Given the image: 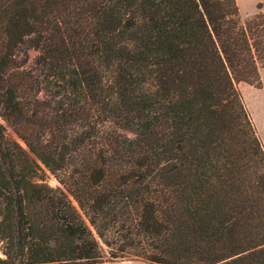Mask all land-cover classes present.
I'll use <instances>...</instances> for the list:
<instances>
[{
  "label": "trees",
  "instance_id": "16d2710c",
  "mask_svg": "<svg viewBox=\"0 0 264 264\" xmlns=\"http://www.w3.org/2000/svg\"><path fill=\"white\" fill-rule=\"evenodd\" d=\"M263 67L236 0H0V264H264Z\"/></svg>",
  "mask_w": 264,
  "mask_h": 264
},
{
  "label": "rangeland",
  "instance_id": "374dc122",
  "mask_svg": "<svg viewBox=\"0 0 264 264\" xmlns=\"http://www.w3.org/2000/svg\"><path fill=\"white\" fill-rule=\"evenodd\" d=\"M240 9V13L243 19L252 16L259 11L264 12V3H260L259 0H236ZM39 52L35 50L29 51V60L26 64L27 69L35 68V60L38 57ZM262 84L261 86L250 85L247 83H240L238 88L243 97L244 104L258 130V134L261 137L260 131L258 129V122L261 119L259 115H262V108H260V103L264 101V67L260 70ZM0 124H2L6 129V135L9 139L18 140V137L14 129L9 126L1 117ZM21 142V141H20ZM263 142V141H262ZM264 144V143H263ZM49 183L52 187L58 185L57 181L53 176H50ZM73 203L77 206V203L72 198ZM1 247V244H0ZM0 257H3L2 251L0 250Z\"/></svg>",
  "mask_w": 264,
  "mask_h": 264
},
{
  "label": "crops",
  "instance_id": "0c3cea01",
  "mask_svg": "<svg viewBox=\"0 0 264 264\" xmlns=\"http://www.w3.org/2000/svg\"><path fill=\"white\" fill-rule=\"evenodd\" d=\"M260 3H264V0H259ZM260 108H262V115H259L261 118L258 122V129L260 131L262 141L264 143V101L260 103Z\"/></svg>",
  "mask_w": 264,
  "mask_h": 264
}]
</instances>
